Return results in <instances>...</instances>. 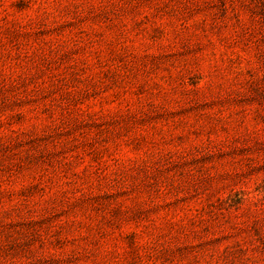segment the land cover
<instances>
[{"label":"rangeland","instance_id":"obj_1","mask_svg":"<svg viewBox=\"0 0 264 264\" xmlns=\"http://www.w3.org/2000/svg\"><path fill=\"white\" fill-rule=\"evenodd\" d=\"M0 264H264V0H0Z\"/></svg>","mask_w":264,"mask_h":264}]
</instances>
